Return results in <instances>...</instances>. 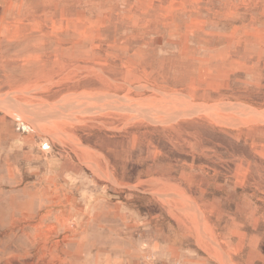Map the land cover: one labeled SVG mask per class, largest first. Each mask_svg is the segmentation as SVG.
I'll use <instances>...</instances> for the list:
<instances>
[{
	"label": "rangeland",
	"instance_id": "374dc122",
	"mask_svg": "<svg viewBox=\"0 0 264 264\" xmlns=\"http://www.w3.org/2000/svg\"><path fill=\"white\" fill-rule=\"evenodd\" d=\"M0 264H264V0H0Z\"/></svg>",
	"mask_w": 264,
	"mask_h": 264
}]
</instances>
